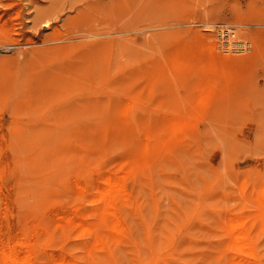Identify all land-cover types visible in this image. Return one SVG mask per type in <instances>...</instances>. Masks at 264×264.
<instances>
[{
    "label": "rangeland",
    "instance_id": "1",
    "mask_svg": "<svg viewBox=\"0 0 264 264\" xmlns=\"http://www.w3.org/2000/svg\"><path fill=\"white\" fill-rule=\"evenodd\" d=\"M0 113V264H264V0H0Z\"/></svg>",
    "mask_w": 264,
    "mask_h": 264
},
{
    "label": "bare ground",
    "instance_id": "2",
    "mask_svg": "<svg viewBox=\"0 0 264 264\" xmlns=\"http://www.w3.org/2000/svg\"><path fill=\"white\" fill-rule=\"evenodd\" d=\"M243 35V34H242ZM222 42V41H221ZM196 45V44H195ZM201 46V45H200ZM229 46V45H228ZM227 46V47H228ZM192 48V47H191ZM173 51V50H172ZM205 51V50H204ZM208 51V50H207ZM210 51V50H209ZM175 52V51H174ZM184 54V53H183ZM186 54V53H185ZM192 62V61H191ZM205 64V63H204ZM99 66V65H98ZM100 77V76H99ZM103 77V76H102ZM101 77V78H102ZM42 79H40V81H41ZM94 80V79H93ZM213 85V84H212ZM61 90V89H60ZM120 92V91H119ZM136 94V93H135ZM109 97V96H108ZM138 98V97H137ZM198 98V97H197ZM216 98H217V96H216ZM199 100V99H198ZM201 100V99H200ZM111 101V100H110ZM129 101V100H128ZM93 103V102H92ZM95 105V104H94ZM104 105V104H103ZM105 108V107H104ZM85 109V108H84ZM97 109V108H96ZM88 110V109H87ZM81 114V113H80ZM0 115H1V113H0ZM65 115H67V114H65ZM71 115V114H70ZM75 115V114H74ZM77 115V114H76ZM82 115H83V113H82ZM100 118H102V117H100ZM67 120V119H66ZM118 121V120H117ZM108 122V121H107ZM188 122H189V119L188 118H186L185 116H179V117H176L175 119H174V129L176 130V131H180V130H185L187 127H188ZM83 123V122H82ZM85 123H87V122H85ZM84 123V124H85ZM88 124V123H87ZM2 125V124H1ZM91 126H93L92 124H91ZM97 126V125H96ZM95 127V126H94ZM104 127V126H103ZM17 130V129H16ZM104 130H106V129H104ZM18 131V130H17ZM97 131V130H96ZM94 132V131H93ZM28 133V132H27ZM95 133V132H94ZM100 133V132H99ZM86 134V133H85ZM84 134V135H85ZM180 134V133H179ZM4 135V134H3ZM10 135H11V133H10ZM18 135V134H17ZM26 135V134H25ZM105 135V134H104ZM146 135V134H145ZM13 136H15V133L13 134ZM12 136V137H13ZM80 135H78L77 136V138L79 137ZM147 136V135H146ZM54 137V136H53ZM58 137H60V136H58ZM148 138V137H147ZM14 140V139H13ZM73 141V140H72ZM84 141H86V140H84ZM181 141V140H180ZM4 142V141H3ZM2 142V143H3ZM11 141H9L8 143H10ZM76 142V141H75ZM80 142V141H79ZM19 143V142H18ZM55 143V142H54ZM89 143V142H88ZM149 143V142H148ZM13 144V143H12ZM74 144V143H73ZM86 144V143H85ZM145 144V143H144ZM181 144H183V143H181ZM14 145H15V143H14ZM77 145V144H76ZM83 145V144H82ZM87 145V144H86ZM9 146H12L11 144L9 145ZM16 146H18V145H16ZM71 146V145H70ZM85 146V145H84ZM15 147V146H14ZM56 147V146H55ZM63 148V147H62ZM69 148V147H68ZM85 148V147H84ZM48 150V149H47ZM64 150H66V149H64ZM44 151V150H43ZM41 152V151H40ZM39 152V153H40ZM43 153V152H42ZM47 153V152H46ZM60 153H62L61 151H60ZM25 154V153H24ZM59 156V155H58ZM29 157V156H28ZM56 158H58L57 156H56ZM60 158H61V156H60ZM65 158V157H64ZM68 158V157H67ZM51 159H52V157H51ZM45 160V159H44ZM56 160H58V159H56ZM1 163V162H0ZM54 163V162H53ZM81 164V163H80ZM1 165V164H0ZM50 166V165H49ZM14 168V167H13ZM80 168V167H79ZM12 170H14V169H12ZM77 170V169H76ZM110 171H111V169H109ZM31 171H34V170H31ZM110 171H108V172H110ZM11 172V171H10ZM13 172V171H12ZM63 172V171H62ZM61 172V173H62ZM72 172V171H71ZM70 172V173H71ZM77 172V171H76ZM87 172V171H86ZM123 174H118V175H111V174H109V173H107V175H105L104 177H102L101 179H102V183H103V185H100L99 187H98V191H99V199H100V202H101V206H100V208H99V210H100V219H101V222H103L106 226H108V230L109 231H111V230H115L116 228H117V230H118V227H119V225H120V220H121V215L119 214L118 215V210H119V207H120V204L122 203V200H123V196H124V202L125 201H127V192L125 191V181H127L128 179H131L132 178V173L130 172V171H121ZM2 173V172H1ZM53 174H55V173H57V172H52ZM51 173V174H52ZM111 173V172H110ZM116 174H117V172H115ZM33 174V173H32ZM42 174V173H41ZM59 174V173H58ZM57 174V175H58ZM76 174V173H75ZM35 175V174H34ZM37 175V174H36ZM68 175V174H67ZM135 175V174H134ZM133 175V176H134ZM30 176V175H29ZM42 176V175H41ZM41 176H39V177H41ZM46 176V175H45ZM27 177V176H26ZM48 177H50V176H48ZM52 177V176H51ZM35 178V177H34ZM77 179V178H76ZM24 180V179H23ZM40 181V180H39ZM76 182V181H75ZM77 182H78V180H77ZM77 182H76V184H77ZM15 183V182H14ZM27 183V182H26ZM40 183V182H39ZM2 184H3V182H2ZM43 184V183H42ZM50 184V183H49ZM48 184V185H49ZM85 184V183H84ZM79 185V184H78ZM77 185V186H78ZM6 186V185H5ZM46 186H47V184H46ZM264 186V185H263ZM19 187V186H18ZM21 187V186H20ZM20 187H19V189H20ZM33 187V186H32ZM262 187V186H261ZM1 188V187H0ZM82 188V187H81ZM18 189V190H19ZM32 189V188H31ZM34 189V188H33ZM37 189V188H36ZM263 189V188H262ZM3 190V189H2ZM25 190V189H24ZM40 190V189H39ZM38 189H37V191H39ZM131 190V189H130ZM31 191H33V190H31ZM42 191H43V189H42ZM128 191H129V189H128ZM255 191H256V189H255ZM36 192V191H35ZM45 192H47V191H45ZM130 192V191H129ZM259 192V191H258ZM257 192V193H258ZM42 193H44V192H42ZM260 193V192H259ZM263 193V192H262ZM40 194V193H39ZM254 194V193H253ZM264 194V193H263ZM262 194V195H263ZM12 195V194H11ZM43 195V194H42ZM93 195H95V194H93ZM10 196V195H9ZM29 196V195H28ZM40 196V195H39ZM53 196V195H52ZM22 197H26L25 195L24 196H22ZM16 198V197H15ZM3 199V198H2ZM1 199V200H2ZM9 199V198H8ZM27 199V202L29 203V201H28V198H26ZM10 200V199H9ZM13 200V199H12ZM22 200V199H21ZM24 201H25V199H23ZM30 200H31V198H30ZM8 201V200H7ZM31 202H32V200H31ZM30 202V204H31V206H32V204L35 202H33V203H31ZM30 204H29V206H30ZM23 207V206H22ZM49 207V206H48ZM47 207V208H48ZM9 207H7V209H8ZM251 209V208H250ZM76 210V209H75ZM13 211V210H12ZM23 211V210H22ZM260 211V210H259ZM16 212V211H15ZM55 213V212H54ZM12 214H14V213H12ZM13 216V215H12ZM14 216H15V214H14ZM59 216V215H58ZM97 217V216H96ZM231 217V216H230ZM65 218H67V217H65ZM234 218H236V220H237V216L236 217H234ZM20 219V218H19ZM239 219H241V220H234V222H232L231 224H230V227H229V229H228V234H229V238H230V242H229V245L231 246V248L233 247L236 251H237V253H238V257L240 258V259H236L235 257H234V259H232L231 260V262L229 263V264H246L245 262H247L248 260H250V259H248L247 261H245L243 258L244 257H247L246 255L247 254H250V255H254V250L251 248L252 247V245L250 246V249L246 252L245 251V247L246 248H248V236H247V234L249 235V230H248V228H247V222H246V220H244V219H242L241 217H239ZM35 220V219H34ZM230 220H233L232 218L230 219ZM58 221V220H57ZM61 221V220H60ZM20 222V221H19ZM59 222V221H58ZM57 222V223H58ZM77 222V221H76ZM44 223V222H43ZM55 223V222H54ZM53 223V224H54ZM64 223V222H63ZM62 223V224H63ZM226 223V222H225ZM33 224H34V222H33ZM61 223L60 224H58V225H62ZM73 224H74V222H73ZM8 225V224H7ZM111 225V226H110ZM51 226V225H50ZM82 226V228H81V231H84V230H86V231H89L88 233H90V235H93L94 236V240H95V242H101V240H102V237H103V235H102V232H103V230H101L102 232H100L99 230H98V227H96V225L95 226H91V224L90 223H83V225H81ZM11 227V226H10ZM84 227H85V229H84ZM17 228V227H16ZM51 228V227H50ZM26 229V228H25ZM83 229V230H82ZM28 230V229H27ZM12 231H13V229H12ZM18 231V230H17ZM125 231V230H124ZM45 232V231H44ZM114 233H116V232H114ZM119 233V232H118ZM115 235V234H114ZM116 236H117V234H116ZM227 236V235H226ZM1 238V237H0ZM9 240V239H8ZM10 240H12V239H10ZM90 240V239H89ZM5 241V240H4ZM9 242V241H8ZM16 242H19V241H16ZM22 242V241H21ZM24 242V241H23ZM29 242V241H28ZM248 242V243H247ZM20 243V242H19ZM9 244V243H8ZM21 244V243H20ZM24 244H26V242L24 243ZM70 244V243H69ZM12 245V244H11ZM24 246V245H23ZM27 246V245H26ZM78 246V245H77ZM87 246V245H86ZM92 246V245H91ZM95 246H96V244H95ZM262 246V245H261ZM16 247V246H15ZM15 247H10L11 249L10 250H3L2 251V254H3V260H4V262H5V264H19V257H18V255H16V254H18V253H15V251H16V248ZM80 248V247H79ZM59 249H61V248H59ZM1 250V249H0ZM83 250V249H82ZM253 250V251H252ZM20 251V250H19ZM121 251V250H120ZM18 252V251H17ZM29 253V252H28ZM31 253V252H30ZM236 253V254H237ZM20 255V254H19ZM28 255V254H27ZM63 255V254H62ZM29 256V255H28ZM233 256H234V253H233ZM23 257V256H22ZM250 257V256H249ZM248 257V258H249ZM28 258V257H27ZM30 258V257H29ZM54 258H56V257H54ZM64 259V258H63ZM71 258H69V260H70ZM109 259V258H108ZM21 260V259H20ZM25 260H26V258H25ZM24 260V261H25ZM42 260V259H41ZM54 260V259H53ZM61 260V259H60ZM244 260V261H243ZM253 260V259H252ZM29 261V260H28ZM27 261V262H28ZM33 261V260H32ZM66 261H67V259H66ZM71 261V260H70ZM107 261V260H106ZM256 261V260H255ZM255 261L253 260L252 262H254L255 263ZM26 262V261H25ZM26 262V263H27ZM57 262V261H56ZM251 262V263H252ZM60 263V262H59ZM249 263H250V261H249ZM260 263V262H259ZM22 264V263H21ZM52 264V263H51ZM56 264V263H55ZM256 264H257V262H256Z\"/></svg>",
    "mask_w": 264,
    "mask_h": 264
}]
</instances>
